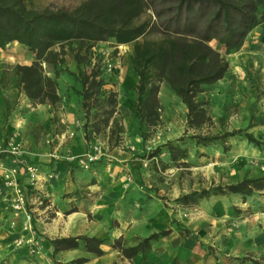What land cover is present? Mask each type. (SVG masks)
<instances>
[{
  "label": "trees",
  "instance_id": "1",
  "mask_svg": "<svg viewBox=\"0 0 264 264\" xmlns=\"http://www.w3.org/2000/svg\"><path fill=\"white\" fill-rule=\"evenodd\" d=\"M260 21H264V0H83L73 9L36 7L31 0H0V47L18 42L35 54L37 60L33 64L16 66L22 88L30 100L62 104L58 87L65 93L71 91L85 113L84 126L88 128V116L94 107L92 101L108 114L105 122L116 104L114 95L106 94L104 90V85L116 74L114 67L108 70V62H103L95 64L90 71L83 68L90 49L99 41L110 40L116 44L135 41L131 64L138 79L134 89L140 122L158 119L159 85L156 81H166L187 105L188 122L200 126L208 116L197 96L203 86L222 79L229 65L210 42L216 40L226 51H235ZM139 38L143 39L142 43L138 42ZM260 41L264 44V35ZM67 44L77 46L72 48V51L76 50V70L66 67L63 72L73 78L70 89L46 76L42 66V61L53 63L55 75H59L62 70L57 68L59 53L55 46L64 48ZM82 49L85 54L81 56L79 51ZM60 60L64 61L63 58ZM109 108L112 112L107 110ZM237 136L258 146L262 143L245 128L214 135L199 133L191 138L203 146L218 142L226 151L228 139ZM182 141H185L184 137L179 141H168L158 146L151 156L165 153L172 162H178L188 156V149L182 146ZM261 190H264V176L247 177L181 195L175 202L197 203L201 198L230 194H241L245 199ZM170 233L171 229H164L141 239L136 245H127L118 239L112 247L124 257L132 258L149 252L153 241ZM52 243L55 253L79 247L96 255L104 253L101 248L104 240L98 237L56 238ZM236 259L240 263L264 264V260L250 256ZM86 261L88 258L80 257L72 263ZM215 264H219L217 258Z\"/></svg>",
  "mask_w": 264,
  "mask_h": 264
},
{
  "label": "crops",
  "instance_id": "2",
  "mask_svg": "<svg viewBox=\"0 0 264 264\" xmlns=\"http://www.w3.org/2000/svg\"><path fill=\"white\" fill-rule=\"evenodd\" d=\"M10 59L13 57L0 50V74L11 64ZM26 101L29 97L20 92L18 86L0 83V147H5L7 132L13 131L15 135L6 151L0 154V264H73L80 257L88 258L82 264L216 263L214 257L206 263L209 252L202 254L199 246L211 236L212 229L214 232L223 230L224 222L231 219L223 209L218 210L221 220H215L210 214L207 218L202 212L194 218L185 217L186 207L175 202L185 193L183 186L179 182L170 185L168 171L157 179L155 171L144 166L137 152L132 150L133 146L130 150L102 146L103 156L98 161L88 168L81 166L77 156L93 151V145L99 141L88 142L82 129L76 127L79 118L74 104L66 108L61 118L64 130L60 134L48 132L47 141L43 143L30 140L31 135L24 140V120L17 116L20 108L27 105ZM10 102L15 109L7 116ZM40 105L25 116L32 119L39 115L44 117V123H51L50 105ZM13 119L15 124L12 125ZM27 158L39 167L36 181L31 180L25 166L19 162ZM10 168H17V187L26 197V208L18 214L11 206L17 187L8 186L4 178L5 169ZM28 214L31 215L29 220ZM200 217L202 220H197ZM164 229H171V233L153 241L151 250L145 254L127 258L112 247L118 239L127 245H136ZM248 231L224 229L226 234L220 239L224 250L234 257L264 260V235ZM82 235L103 239L104 253L96 255L81 247L54 252L53 239ZM34 237L41 243L40 252L32 251L29 241ZM18 238L24 240L21 245L16 243ZM222 260L221 256L218 262L227 264Z\"/></svg>",
  "mask_w": 264,
  "mask_h": 264
},
{
  "label": "rangeland",
  "instance_id": "3",
  "mask_svg": "<svg viewBox=\"0 0 264 264\" xmlns=\"http://www.w3.org/2000/svg\"><path fill=\"white\" fill-rule=\"evenodd\" d=\"M82 1L31 0L36 7L51 6L55 9H73ZM262 35H264V21H260L248 33L242 45L235 51H226V48L216 40L210 42L229 65L222 79L203 86L197 96V100L205 108L208 116V119L200 126L188 122L187 105L166 81H156L159 85L158 119H155V122H140L137 114V92L134 89L138 79L131 64L135 41L128 44H116L110 40L99 41L90 49L89 58L83 64V68L90 71L95 64L103 62H112L114 66L116 74L104 85L106 94H113L116 100L113 112L111 108L107 109L112 112L108 122H105L108 114L104 113L102 108L96 107V103L92 101L94 107L88 116V128H85V113L78 106L77 97L72 96L71 91L65 93L58 87L57 92L62 94L63 102L62 104L48 103L50 105L48 111L53 115L51 123H44V117L39 115L32 119L25 116L29 110L37 108L38 105L42 106L40 103L29 99L26 101L27 105L20 108V115L17 117L24 120H22L25 127L24 140H28V136L31 135L30 140L36 139L37 142L43 143L47 141L48 132L55 131L56 134H60L64 130L61 118L66 113V108L74 104L77 109V118H79L75 125L82 129L88 142L95 139L99 141L100 146L125 150H130V146H133L132 150L137 152V156L145 163L144 166L155 171L157 179L165 176L162 172L168 171L170 185L179 182L183 186L184 194L209 188L212 185H227L247 177L264 176V44L260 41ZM138 42L142 43L143 39L139 38ZM72 48L77 46L75 44L72 46L67 44L64 48L55 46V50L59 53L57 68L62 70L59 75H55L53 63L42 61L44 74L62 82L65 86L68 85L69 89L74 84L73 78L65 76L63 72L66 71L64 69L66 67L71 71L76 70L74 60L76 50L72 51ZM0 50L13 57L10 59L11 64L1 71V85L18 86L20 92L25 93L19 75L16 73L15 67L18 63L15 64V62L33 64L37 60L35 54L18 42L8 43L0 47ZM79 53L81 56L84 55L85 49ZM61 58L64 61H61ZM10 104L11 102L7 107V116H11L15 109V105ZM15 119L11 121L12 125L15 124ZM238 128L247 129L260 139L261 145L258 146L248 142L245 137L237 136L228 139V150L225 151L218 142L203 146L197 145L191 138L194 134L214 135ZM12 137H15L13 131L6 133L5 147H0V154L6 151L8 143L13 141ZM181 137L185 139L181 144L188 149L187 157L181 158L178 162H172L165 153L151 156L158 146L168 141H179ZM83 155L77 156L79 161ZM21 160L33 164L28 158ZM182 205L186 207L183 215L187 218H194L202 212L207 218L210 214L215 220H221L218 214V210L221 209L228 214V218H231L227 221L230 224L224 222L223 230L214 232L212 229L211 236L209 235L207 241L199 246L202 254L209 252L204 260L206 263H209L212 257L219 259L222 256L224 257L222 261L227 264H246L240 263L231 252L224 250L220 239L226 234L224 232L226 228L234 232L243 229L249 230L248 233L251 234L257 233L258 236L264 235V190L256 191L245 199L241 194L212 195L201 198L197 203ZM205 220L206 225L207 219ZM204 222L201 223L204 224ZM247 225H249L248 228H246ZM208 239L211 241L209 242Z\"/></svg>",
  "mask_w": 264,
  "mask_h": 264
},
{
  "label": "built area",
  "instance_id": "4",
  "mask_svg": "<svg viewBox=\"0 0 264 264\" xmlns=\"http://www.w3.org/2000/svg\"><path fill=\"white\" fill-rule=\"evenodd\" d=\"M107 66H108V70H111V68L114 67L112 62H108ZM71 135H73V132L71 133ZM92 148L93 151L85 153L83 155V158L80 160V164L84 168H88L92 162L98 160L100 157L103 156L102 146H100L99 144H94ZM20 163L25 166L26 171L29 173L31 180L36 181L40 173L39 167L34 164H28L23 160H21ZM17 172H18L17 168H11L5 171L4 177H5V182L8 186H13L15 188L17 187V182H16ZM11 206L17 214L21 211H24L26 208V197L24 192L19 187L16 188V197L12 200ZM27 218L28 220L31 219V215L28 214ZM23 242L24 240L22 238L16 239V243L18 245H21ZM29 242L32 246V251L40 252L41 243L37 239V237L32 238Z\"/></svg>",
  "mask_w": 264,
  "mask_h": 264
}]
</instances>
